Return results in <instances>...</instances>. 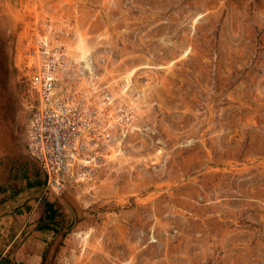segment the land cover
Segmentation results:
<instances>
[{
    "label": "rangeland",
    "instance_id": "1",
    "mask_svg": "<svg viewBox=\"0 0 264 264\" xmlns=\"http://www.w3.org/2000/svg\"><path fill=\"white\" fill-rule=\"evenodd\" d=\"M81 35L92 77L71 58ZM46 66L99 160L54 193L50 264H264V0H0V95L24 144Z\"/></svg>",
    "mask_w": 264,
    "mask_h": 264
},
{
    "label": "crops",
    "instance_id": "2",
    "mask_svg": "<svg viewBox=\"0 0 264 264\" xmlns=\"http://www.w3.org/2000/svg\"><path fill=\"white\" fill-rule=\"evenodd\" d=\"M11 104L10 95H0V254L14 264H50L54 239L64 235L66 208L14 134Z\"/></svg>",
    "mask_w": 264,
    "mask_h": 264
},
{
    "label": "built area",
    "instance_id": "3",
    "mask_svg": "<svg viewBox=\"0 0 264 264\" xmlns=\"http://www.w3.org/2000/svg\"><path fill=\"white\" fill-rule=\"evenodd\" d=\"M48 71L45 67L37 69L29 77L28 98L23 103L26 117L24 141L27 153L45 172L46 186L53 193L61 194L89 176L92 163L84 160H91L92 155L83 137L87 119L78 111L82 110L81 105L77 108L71 104L73 101L67 102L74 95L68 92L63 97L62 91L57 90L58 77L50 78L46 75ZM81 103L85 107L84 102ZM95 115L96 108L92 111L94 120Z\"/></svg>",
    "mask_w": 264,
    "mask_h": 264
},
{
    "label": "bare ground",
    "instance_id": "4",
    "mask_svg": "<svg viewBox=\"0 0 264 264\" xmlns=\"http://www.w3.org/2000/svg\"><path fill=\"white\" fill-rule=\"evenodd\" d=\"M44 43H46V42H44ZM46 46H47V44H46ZM74 47H75L74 51L71 54L72 60L76 63L77 67L88 69L89 75L91 77L94 76L95 72L93 71V63H92V55H93L92 54L93 53V51H92V43H90L83 35H81L78 38V41H77V43H76V45ZM44 49H45L46 52L49 51L48 47H44ZM37 54H38V57L40 58L41 54L39 52H37ZM45 69L48 71L49 67L46 66ZM60 73H63V71L60 72ZM46 75L49 76L50 78L54 77L53 73L50 72V71H48V73L46 72ZM90 95H92V94L89 91V93H87L86 96L89 97ZM88 99H90V98H88ZM109 105H110V97H108V96H105L104 98L98 100V104H97V109L98 110L97 111L99 112V115L101 117L104 116L101 119V121H102L101 123H103V124L99 125V128L102 129V132H101L102 135H103L102 139L104 140V143L107 144V146L109 145L108 144V141H109V139H108V131H109V127L112 124V119L111 118H112V116H114V115H112V112L110 110H108ZM115 117L116 116H114V118ZM116 154H117V151L115 149L111 148L109 150L108 154L106 155V157H107V159H114ZM97 160H98V158L92 156L91 160H84V161L94 164L95 162H97Z\"/></svg>",
    "mask_w": 264,
    "mask_h": 264
},
{
    "label": "water",
    "instance_id": "5",
    "mask_svg": "<svg viewBox=\"0 0 264 264\" xmlns=\"http://www.w3.org/2000/svg\"><path fill=\"white\" fill-rule=\"evenodd\" d=\"M0 264H14V263L0 254Z\"/></svg>",
    "mask_w": 264,
    "mask_h": 264
}]
</instances>
